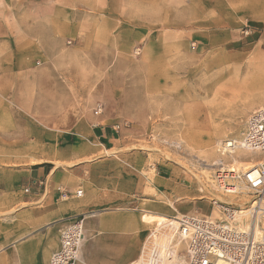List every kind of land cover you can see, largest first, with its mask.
<instances>
[{"label":"rangeland","instance_id":"374dc122","mask_svg":"<svg viewBox=\"0 0 264 264\" xmlns=\"http://www.w3.org/2000/svg\"><path fill=\"white\" fill-rule=\"evenodd\" d=\"M19 19L57 30L69 72L82 67L92 88L106 86L105 110L126 124L129 148L172 165L200 189L192 200L199 202V215L213 207L208 217L217 216L212 199L250 200L221 192L213 175L264 162L258 151L224 149L226 140L241 139L249 114L262 106L264 0H0V34ZM27 88L33 91L34 84ZM173 243L184 252L182 242Z\"/></svg>","mask_w":264,"mask_h":264},{"label":"crops","instance_id":"0c3cea01","mask_svg":"<svg viewBox=\"0 0 264 264\" xmlns=\"http://www.w3.org/2000/svg\"><path fill=\"white\" fill-rule=\"evenodd\" d=\"M46 25L19 19L0 34V264H47L60 229L79 216L78 264H141L156 224L149 217L198 216L192 200L200 189L172 165L129 148L127 126L105 110L106 86L92 88L82 67L69 72L64 40ZM32 58L37 63L28 65Z\"/></svg>","mask_w":264,"mask_h":264},{"label":"built area","instance_id":"2783aa9c","mask_svg":"<svg viewBox=\"0 0 264 264\" xmlns=\"http://www.w3.org/2000/svg\"><path fill=\"white\" fill-rule=\"evenodd\" d=\"M99 112L100 106H97L94 113ZM120 126L115 125V129ZM235 147L264 154V106L249 114L238 142H224V149ZM250 169L228 171L219 168L213 175L221 192L232 194L235 198L237 194L245 193L250 197L249 201L239 203L237 199L233 203L212 199L217 209V216L213 218L186 214L163 218L162 224L156 223L149 233L138 262L166 264L164 260L177 255L182 257V264H264V227L259 226L257 221V217L264 213V162L259 167H253L257 174L252 179L248 177ZM75 194L80 195L81 190ZM61 196L65 198L67 195L62 192ZM83 223L84 217L79 216L62 226L59 247L51 254L47 264L79 263L84 241ZM177 239L184 245L183 253L174 247L173 242Z\"/></svg>","mask_w":264,"mask_h":264},{"label":"bare ground","instance_id":"6f19581e","mask_svg":"<svg viewBox=\"0 0 264 264\" xmlns=\"http://www.w3.org/2000/svg\"><path fill=\"white\" fill-rule=\"evenodd\" d=\"M229 100V99H228ZM210 106H212V105H210ZM211 119L212 120H214L213 119V115L211 116ZM232 152V151H234V150H229V152ZM228 152V153H229ZM230 152V153H231ZM241 154V153H240ZM242 154H247V152H242ZM232 157V156H231ZM260 164H262V163H260ZM253 167H254V165H252ZM253 167H251L252 169H250L251 171H250V173H249V175H248V177L250 178V179H252V178H254L255 177V175L257 174V172H256V170H254L253 169ZM228 171H235L236 170V168H234V167H230V168H228L227 169ZM245 213H247L246 211H245ZM244 213V214H245ZM257 221L259 222V226H262V227H264V213H263V215L262 216H260V217H257ZM180 262H183V259L182 258H180V257H178V256H174L173 258H171L170 260H164V263H166V264H181Z\"/></svg>","mask_w":264,"mask_h":264}]
</instances>
